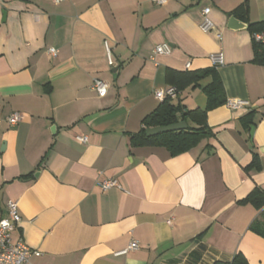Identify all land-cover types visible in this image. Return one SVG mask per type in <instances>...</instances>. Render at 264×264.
Wrapping results in <instances>:
<instances>
[{
    "label": "crops",
    "instance_id": "crops-1",
    "mask_svg": "<svg viewBox=\"0 0 264 264\" xmlns=\"http://www.w3.org/2000/svg\"><path fill=\"white\" fill-rule=\"evenodd\" d=\"M259 21L264 0H0V219L17 201L13 241L41 253L29 264H214L238 252L264 264V236L251 228L264 206L240 202L264 191V64L249 29ZM164 43L171 52L155 54ZM206 69L215 72L175 103L207 109L204 89L218 78L227 100L249 106L210 109L214 135L187 152L133 147L162 102L155 91L172 85L168 70ZM96 78L109 83L104 97ZM100 172L120 186L102 191Z\"/></svg>",
    "mask_w": 264,
    "mask_h": 264
},
{
    "label": "trees",
    "instance_id": "trees-1",
    "mask_svg": "<svg viewBox=\"0 0 264 264\" xmlns=\"http://www.w3.org/2000/svg\"><path fill=\"white\" fill-rule=\"evenodd\" d=\"M241 8V12H242ZM247 11H244V14ZM249 29L253 35L254 41V62L264 64V42L258 41L255 33L264 31V21L249 23ZM215 69H206L199 72H185L177 73L173 70H168L167 77L171 82V86H175L178 91H181L185 84L192 83L196 85L198 81L211 73ZM178 76V77H177ZM178 80L184 82L179 83ZM205 93L208 96L207 109L199 108L189 109L180 101L175 103L170 97H166L160 105L151 113L146 115L143 119V127L135 133H132L130 142L133 147L136 146H162L168 149L172 155H178L187 152L197 147L201 141L207 137L214 135L212 127L208 123V111L220 105L226 104L227 98L223 84L220 79L216 78L212 83L205 87ZM253 113L245 116L246 121L251 123L253 120ZM186 121L188 127L177 131H169L153 136H147L146 130L148 128L167 126ZM241 203H252L257 208L264 206V191L255 188L247 197L240 200ZM251 228L258 234L264 236V213L260 219L255 220ZM214 264H249L245 255L238 252L234 255L231 261H217Z\"/></svg>",
    "mask_w": 264,
    "mask_h": 264
},
{
    "label": "built area",
    "instance_id": "built-area-1",
    "mask_svg": "<svg viewBox=\"0 0 264 264\" xmlns=\"http://www.w3.org/2000/svg\"><path fill=\"white\" fill-rule=\"evenodd\" d=\"M61 1V0H55ZM157 4H164L167 0H152ZM210 7H206L203 10V21L200 28L204 32H209L214 29V23L210 19ZM218 38H222L221 34L217 35ZM254 37L258 41L264 42V31L255 33ZM109 54V64L114 65V60L111 56L110 48L106 44ZM172 50L171 45L168 43L157 45L154 52L155 54L170 53ZM49 53L52 56H57L58 51L55 48H50ZM211 61L214 66H218L224 63V58L222 53H214L210 56ZM93 89L97 92L100 97H104L108 93L109 83L101 78L94 79ZM155 95L158 99L164 100L166 97L171 99L176 98L179 95V91L175 86H169L166 89H157ZM226 105L233 110L240 109L243 107H248L249 102L244 99H228ZM22 119L20 113L15 112L6 117V121L11 125H16ZM80 141L86 142V136H77ZM97 184L100 186L102 191H108L114 187H119L120 183L117 179L106 178L103 173L100 172V177L97 180ZM7 216L0 219V264H29L30 259L33 255H41L40 251L32 249L23 240L13 241V233L16 230L19 223H21V215L19 213L18 202L10 200L7 203ZM130 250H135L138 248V243L133 241L130 244Z\"/></svg>",
    "mask_w": 264,
    "mask_h": 264
},
{
    "label": "water",
    "instance_id": "water-1",
    "mask_svg": "<svg viewBox=\"0 0 264 264\" xmlns=\"http://www.w3.org/2000/svg\"><path fill=\"white\" fill-rule=\"evenodd\" d=\"M231 23L233 24L234 27L231 25ZM241 26H243V24L239 20H237L235 17H231L229 27L239 28ZM187 127L188 125L186 121H180L178 123L167 125V126L148 128L146 130V134L147 136H153V135H157V134L164 133V132L186 129Z\"/></svg>",
    "mask_w": 264,
    "mask_h": 264
}]
</instances>
